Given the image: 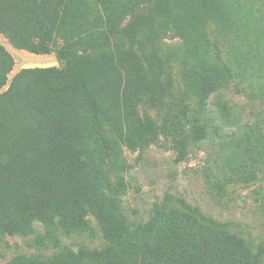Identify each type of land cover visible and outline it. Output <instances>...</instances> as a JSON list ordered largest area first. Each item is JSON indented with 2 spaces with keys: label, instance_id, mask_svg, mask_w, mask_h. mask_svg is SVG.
I'll use <instances>...</instances> for the list:
<instances>
[{
  "label": "rangeland",
  "instance_id": "374dc122",
  "mask_svg": "<svg viewBox=\"0 0 264 264\" xmlns=\"http://www.w3.org/2000/svg\"><path fill=\"white\" fill-rule=\"evenodd\" d=\"M155 1L90 0L92 8H82L84 18L60 12L50 37L40 35L34 26L23 32L14 19L9 18L4 26L6 22L0 20L4 28L0 30L3 198L8 203V191L12 201L38 183L52 157L57 160L61 155L58 149L77 148L86 154L77 134L82 131L90 139L95 137L88 128V99L79 85L71 86L63 75L55 76L74 71L73 77L84 79L118 125L126 129L134 121L131 127L139 133L135 123L139 119L156 122L152 131L137 134L141 136L134 147L117 141L110 157L92 150L103 176L108 175L114 184L122 180L116 185L124 189L120 188L118 196L120 207L133 223L147 224L155 203L181 199L217 223L241 232L257 249L264 243V0H207L206 7L202 0H170L164 12ZM16 2L8 1L10 5ZM242 19L232 29L225 27L230 20ZM215 44L233 69V78L210 94L200 117L210 118L220 135L208 128V138L192 144L164 134L159 128L163 119L177 113L183 102L199 110L200 100L184 85L183 68L188 62L216 63ZM42 45L50 52L33 50ZM64 48L68 56L60 58ZM57 88L61 92L56 93ZM60 111L63 121L51 120ZM249 151L258 158L257 168H262L260 181L249 187L228 183L224 175L227 157L248 162ZM73 180L72 173L62 180L66 194L69 189L73 192ZM103 183L97 190L87 185L77 188V199L99 192L104 206L112 209L110 199L118 192H109ZM81 190L86 194L82 196ZM60 196L55 199L58 203L73 204ZM85 219L90 231L67 235L56 228V241L40 220L32 223L26 236L0 232V264H18L20 257L54 258L68 250L110 248L102 222L92 210Z\"/></svg>",
  "mask_w": 264,
  "mask_h": 264
},
{
  "label": "trees",
  "instance_id": "16d2710c",
  "mask_svg": "<svg viewBox=\"0 0 264 264\" xmlns=\"http://www.w3.org/2000/svg\"><path fill=\"white\" fill-rule=\"evenodd\" d=\"M8 1L10 0H0V5L4 10L7 9L4 11L0 7L2 10L0 20L6 22L3 26L11 18L23 32L28 31L27 26L31 28L34 26L39 30L40 35L43 34L46 37H50L49 34L52 36L55 31L56 21L62 15L60 12L73 13L75 17L84 18L82 8L84 6L89 10L92 8L90 0H17L15 6L10 5ZM202 1L206 7L207 0ZM155 3L164 12L170 5V0H156ZM8 9H12L13 12ZM162 12L161 16H163ZM1 21L0 30H4ZM242 21L243 19L230 20L225 27L229 26V29H232L233 23L238 24ZM11 33L17 34L14 30ZM214 48L216 63L204 66L188 62L183 68L184 85L200 100L197 104L199 110L193 108L187 101L183 102L177 113L163 119L159 128L164 134L176 136V138L180 136L182 141L192 144H198L207 139L210 134L208 128H212L214 133L220 135L210 118L201 120L200 117V114L205 111L204 107L210 94L226 87L233 78V69L224 60L220 46L215 44ZM33 50L39 53L50 52L46 45ZM59 56L67 57L68 51L65 48L62 49ZM73 73L74 71L65 70L64 73H58L55 76L63 75L71 86L77 84L84 90L91 110L88 128L95 137L90 139L86 137L85 132L80 131L77 138L82 143V148H87L86 154L77 148L58 149L61 155L57 160L55 156L52 157L53 161H49L45 176L39 178L38 183H35L31 189L26 188L20 191L21 195L14 200L10 201L8 191L7 203L2 195L6 189L0 190V232L2 235L26 236L31 233L32 223L40 220L47 226L49 237L56 241V228H60L67 235L90 231L91 226L85 216L87 211L92 210L100 223L102 222L104 236L112 246L102 252L75 253L68 250L54 258H45L41 255L30 258L20 257L18 264H264L262 257L264 243L255 249L241 232L232 230L228 225L217 223L201 210L181 199L166 198L160 203H155L147 224L133 223L120 207L118 196L122 192L120 188L124 189L116 185L120 181L122 183V180L114 184L109 180L108 175L103 176L96 162L98 159L96 155L110 157L117 141L126 142L129 147H134L141 136L137 134L142 131L147 133L152 131L157 127L156 122L150 118L139 119L138 123L135 122L139 133L133 131L131 127L134 121L126 129L118 125L91 94L84 79L78 78L77 75L73 77ZM203 74H207L209 80L205 79ZM79 75L82 74L79 73ZM203 79L205 80L198 84ZM59 89L57 88L56 93L61 92ZM62 112L51 117V120L62 122L63 120L59 118ZM64 116L68 120L66 112ZM93 149L97 154L93 153ZM248 154V162H242L238 157H227L228 165L224 175L228 183L249 187L260 181L259 173L262 168H257L260 164L258 158L254 157L253 152L249 151ZM71 173L74 189L73 192L69 189L66 194L64 192L66 186L65 183L62 184V180ZM82 182L85 184L83 185ZM102 182L109 192L112 193V190L113 193L116 190L118 192L110 199L113 202L112 209L108 210L106 204L104 206L99 192L91 197H82L80 201L77 199L76 192L80 187L85 189L87 185L97 190ZM81 194L83 196L86 191L81 190ZM58 196L64 198L62 201L68 197L73 204L67 206L63 202L58 203L55 200L59 198ZM9 203L16 206L12 208Z\"/></svg>",
  "mask_w": 264,
  "mask_h": 264
}]
</instances>
